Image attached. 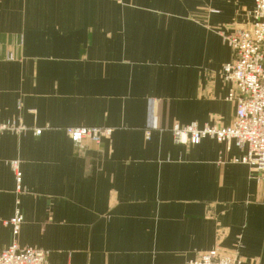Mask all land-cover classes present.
Instances as JSON below:
<instances>
[{
	"label": "crops",
	"instance_id": "obj_1",
	"mask_svg": "<svg viewBox=\"0 0 264 264\" xmlns=\"http://www.w3.org/2000/svg\"><path fill=\"white\" fill-rule=\"evenodd\" d=\"M252 7L0 0V124L29 128L0 134V250H43L45 264H184L218 248L264 264V174L240 162L245 148L176 145L170 132L231 123L222 35L245 28ZM68 127L111 134L78 151Z\"/></svg>",
	"mask_w": 264,
	"mask_h": 264
},
{
	"label": "built area",
	"instance_id": "obj_2",
	"mask_svg": "<svg viewBox=\"0 0 264 264\" xmlns=\"http://www.w3.org/2000/svg\"><path fill=\"white\" fill-rule=\"evenodd\" d=\"M248 17L249 23L245 28L222 35L233 52V59L221 71L227 88L225 99L234 106L231 123L225 127L175 124L170 132L176 145L198 144L203 139H211L233 144L239 149L245 148L246 153L240 162L249 166L252 175H256L255 178L260 181L263 178L257 174H264V0H253ZM7 59L12 60V55L8 54ZM28 130L19 122L0 124V134L20 135ZM41 131L33 129L35 136L40 135ZM65 132L78 151H82L86 144L98 145L111 134V130L104 127H68ZM149 135V132L145 133V137ZM9 166L15 180V192L20 194L22 174L19 164L12 161ZM22 222L23 217L16 208L6 222L14 237L18 235ZM45 258V251L19 248L15 242L0 250V264H45ZM184 264H241V260L237 254H222L215 248Z\"/></svg>",
	"mask_w": 264,
	"mask_h": 264
},
{
	"label": "rangeland",
	"instance_id": "obj_3",
	"mask_svg": "<svg viewBox=\"0 0 264 264\" xmlns=\"http://www.w3.org/2000/svg\"><path fill=\"white\" fill-rule=\"evenodd\" d=\"M12 57H13V55H12Z\"/></svg>",
	"mask_w": 264,
	"mask_h": 264
}]
</instances>
